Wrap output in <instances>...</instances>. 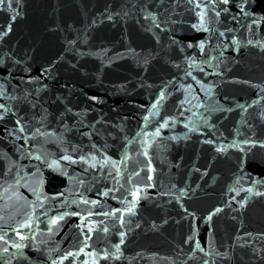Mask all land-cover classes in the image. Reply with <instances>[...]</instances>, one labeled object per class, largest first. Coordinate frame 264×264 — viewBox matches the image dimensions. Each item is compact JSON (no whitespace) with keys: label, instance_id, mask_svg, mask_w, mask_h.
I'll use <instances>...</instances> for the list:
<instances>
[{"label":"water","instance_id":"1","mask_svg":"<svg viewBox=\"0 0 264 264\" xmlns=\"http://www.w3.org/2000/svg\"><path fill=\"white\" fill-rule=\"evenodd\" d=\"M0 264H264V0H0Z\"/></svg>","mask_w":264,"mask_h":264}]
</instances>
